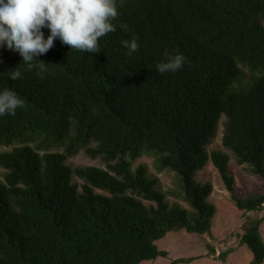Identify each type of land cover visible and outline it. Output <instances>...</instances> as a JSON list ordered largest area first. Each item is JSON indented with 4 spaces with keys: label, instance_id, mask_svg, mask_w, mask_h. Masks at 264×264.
Wrapping results in <instances>:
<instances>
[{
    "label": "trees",
    "instance_id": "obj_1",
    "mask_svg": "<svg viewBox=\"0 0 264 264\" xmlns=\"http://www.w3.org/2000/svg\"><path fill=\"white\" fill-rule=\"evenodd\" d=\"M118 11L99 53L57 39L36 57L44 78L0 44V88L25 101L0 117V147H12L0 152V264H140L168 255L157 241L170 232L213 236V184L195 179L210 161L244 212L252 264H263L264 194L239 197L229 155L208 146L224 117L223 146L264 179V0H118ZM134 36L128 55L121 41ZM166 50L186 62L161 74ZM80 151L106 168H71ZM144 155L177 189L133 168Z\"/></svg>",
    "mask_w": 264,
    "mask_h": 264
},
{
    "label": "clouds",
    "instance_id": "obj_2",
    "mask_svg": "<svg viewBox=\"0 0 264 264\" xmlns=\"http://www.w3.org/2000/svg\"><path fill=\"white\" fill-rule=\"evenodd\" d=\"M119 15L118 0H0V44L11 48L22 57L28 70H35L44 78L47 63L36 59L47 53L59 39L71 49L99 53V40L116 31L114 20ZM127 29V25H121ZM48 29L45 37L42 29ZM127 54L137 52L140 45L134 36L122 40ZM165 59L157 65L161 74L180 70L186 57L176 51H165ZM22 76L19 70L10 73V79ZM25 101L14 90L0 88V117L15 116Z\"/></svg>",
    "mask_w": 264,
    "mask_h": 264
},
{
    "label": "rangeland",
    "instance_id": "obj_3",
    "mask_svg": "<svg viewBox=\"0 0 264 264\" xmlns=\"http://www.w3.org/2000/svg\"><path fill=\"white\" fill-rule=\"evenodd\" d=\"M224 123L225 118L222 117L208 150H220L229 155V170L235 177L239 197L245 198L257 193L264 194V179L251 174L247 170V165L238 164L232 153L223 146ZM11 149L12 147L1 146L0 152ZM67 164L73 169L88 166L106 168L101 159H92L84 151H80L69 158ZM140 164L145 165L149 174L159 179L161 191L166 193L177 189L179 184L175 174L170 171L159 172L155 168L153 157L144 155L133 163V168L136 169ZM3 173L4 170L0 167L1 180H3ZM195 179L202 183L211 182L213 184V192L209 198L216 206L212 227L213 236L188 233L185 230L170 232L166 237L157 241L158 248L166 251L168 255L159 256L155 260L144 261L140 264H170L171 260L183 258H192V260L179 264H252V251L247 244L242 242V226L245 223L244 212L239 210L231 200L230 193L216 167L210 161L197 173ZM73 182L82 184L84 181L74 176ZM168 198L170 202L176 201L171 196ZM145 204L150 205L148 201H145ZM181 204L183 203L181 202ZM263 214L261 215L263 216ZM260 231L264 239V220Z\"/></svg>",
    "mask_w": 264,
    "mask_h": 264
}]
</instances>
